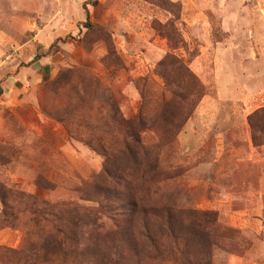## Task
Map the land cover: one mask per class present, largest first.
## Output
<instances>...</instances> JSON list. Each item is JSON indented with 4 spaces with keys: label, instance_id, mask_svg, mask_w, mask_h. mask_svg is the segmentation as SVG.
I'll return each mask as SVG.
<instances>
[{
    "label": "rangeland",
    "instance_id": "1",
    "mask_svg": "<svg viewBox=\"0 0 264 264\" xmlns=\"http://www.w3.org/2000/svg\"><path fill=\"white\" fill-rule=\"evenodd\" d=\"M0 194V264H264V0H0Z\"/></svg>",
    "mask_w": 264,
    "mask_h": 264
},
{
    "label": "trees",
    "instance_id": "2",
    "mask_svg": "<svg viewBox=\"0 0 264 264\" xmlns=\"http://www.w3.org/2000/svg\"><path fill=\"white\" fill-rule=\"evenodd\" d=\"M129 137H131V139H133L134 143L139 142L141 139H139V137L137 136V133L134 134H130L128 135ZM252 139L255 143H257V137L255 134L252 135ZM0 199L1 202L3 203V205L7 206V203L5 202L4 196H2V194H0ZM133 211H129L126 214H124V219L125 224L123 225H119L118 223H115L114 229H112L111 227H109L106 223L102 222L99 223L95 229V231L101 235L107 236L109 233H118V231L123 234L122 236H126V238L130 239L132 241V250L134 251V253L136 255H138L137 253L143 249V247H145V244L143 243V245L141 244L140 247H134V239H135V232L136 229L135 227L132 225V223H130V219L133 216ZM173 214H171L170 212H168V214H166V224H167V228H168V234L169 236L172 238L173 243L175 245V248L177 251H179L180 253V257H176L173 256L169 259H165V260H161L162 258H160V254L158 253V249L156 248L157 246H155L153 248V253L149 256L148 260L152 262V264H212V260L211 257L206 255L204 257H200V258H195L192 257V255H189L186 253L184 246H181L178 241H179V235L183 232L182 228H189V227H183V223H181L180 225H177V223L175 222V220L173 219ZM113 221H118L116 219H112ZM210 222V219H207L205 221V223H203V226L201 227L200 224H196L195 222L193 223V225H191V228L193 230L196 231V233L198 234L201 231H205L208 233V231L210 229H208V223ZM181 228V231L180 229ZM144 234L146 236V239L149 240L152 243V237L150 236V231L147 228H144ZM195 233V234H196ZM98 246L99 245H95L94 248L98 250ZM118 247H113V250H116ZM142 248V249H141ZM143 254L139 255V260L137 262V264H142L143 262ZM109 261V260H107Z\"/></svg>",
    "mask_w": 264,
    "mask_h": 264
}]
</instances>
